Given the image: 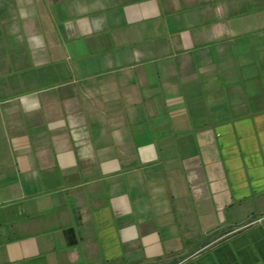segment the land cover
I'll return each instance as SVG.
<instances>
[{
  "label": "crops",
  "instance_id": "0c3cea01",
  "mask_svg": "<svg viewBox=\"0 0 264 264\" xmlns=\"http://www.w3.org/2000/svg\"><path fill=\"white\" fill-rule=\"evenodd\" d=\"M0 264H264V0H0Z\"/></svg>",
  "mask_w": 264,
  "mask_h": 264
}]
</instances>
